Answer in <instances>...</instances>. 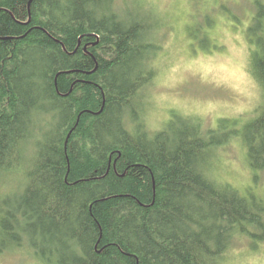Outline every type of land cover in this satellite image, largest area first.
Wrapping results in <instances>:
<instances>
[{"label":"trees","instance_id":"obj_1","mask_svg":"<svg viewBox=\"0 0 264 264\" xmlns=\"http://www.w3.org/2000/svg\"><path fill=\"white\" fill-rule=\"evenodd\" d=\"M250 11L261 92L252 116L209 125L174 110L154 130L151 91L171 29L155 4L0 0V255L229 264L237 246L263 245L264 195L219 175L232 144L255 182L264 172V0ZM186 31L218 48L205 23Z\"/></svg>","mask_w":264,"mask_h":264},{"label":"rangeland","instance_id":"obj_2","mask_svg":"<svg viewBox=\"0 0 264 264\" xmlns=\"http://www.w3.org/2000/svg\"><path fill=\"white\" fill-rule=\"evenodd\" d=\"M147 1L169 18L171 28L151 91L150 128L161 129L174 110L199 116L209 125L221 117H251L261 104L260 88L249 72L251 50L246 38L253 0ZM208 20L211 26L206 24ZM201 22L209 28L218 48L205 51L191 42L186 30L198 36ZM220 157L219 175L223 180L242 191L253 187L264 195V172L255 182L244 148L232 144ZM0 264L44 263L21 251L0 255ZM229 264H264V243L258 249L237 246Z\"/></svg>","mask_w":264,"mask_h":264}]
</instances>
